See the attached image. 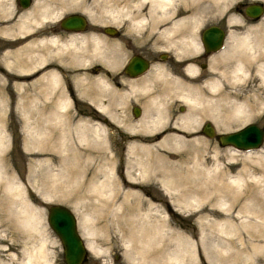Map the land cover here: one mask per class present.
Returning <instances> with one entry per match:
<instances>
[{
	"label": "bare ground",
	"instance_id": "6f19581e",
	"mask_svg": "<svg viewBox=\"0 0 264 264\" xmlns=\"http://www.w3.org/2000/svg\"><path fill=\"white\" fill-rule=\"evenodd\" d=\"M88 1H90V5L89 8H87L88 12L86 13H88L89 16L97 17L99 23H102V17L104 15H107L110 18L112 17L115 23H119L121 21L126 25L128 24L130 28L135 29V31L138 30V28H144V25H149V27L150 25L152 27L157 26L156 24L162 22L161 19H163V21H165L166 23V26L160 30H162V32L164 31V34L166 33L168 35L171 34V32L174 31V29L178 25L183 24L186 21L195 25L199 19L205 18L204 16L208 11H213L216 14L218 13V15L220 14L226 16L227 24H230L233 21H238V16L236 18L235 14L229 12L231 3L234 0ZM140 9L146 10L143 12ZM189 9L193 10L189 12ZM4 11L6 12L7 9H0V15L4 14ZM134 11L137 12L136 17H133L134 14H132ZM200 11L202 13H200ZM24 12L25 11H23V13L18 17L19 23L17 22L18 24L12 25V28L14 29L13 31H15L13 32V34L17 32H25V30L30 27L28 18L29 12L27 10L25 13ZM105 19L106 17L104 18V20ZM42 20L52 21L51 16L46 13L41 14V22H44ZM25 22H27V24L26 26H23L22 23L25 24ZM118 25H120V23ZM190 30L192 31L193 29ZM162 32L160 33V37ZM96 35L97 34L92 33L88 36L92 47H88V49H91L90 56H88L89 54H84L85 50L84 53L83 51H81L82 47L84 48V43H81L80 40L81 38L83 39L86 36L79 37V35L76 34L70 35L68 42H65L66 45L63 42H59L55 37H48L47 39L39 38L35 42L26 41L21 45L29 47L30 45H34L36 43L40 45L52 43L53 45L58 44V46L60 47L74 46V52L71 54L73 64L71 63L70 65L65 66H67L68 69H71L73 67L77 68L76 70L78 72L72 75L75 81L88 79L87 92H91L94 96H92L91 98H85V95L82 93L81 94L102 115V112H104L105 110V105H103L100 97H102V93L106 85L105 83L107 82H104L103 75H101L100 72L97 73L96 76H94L89 71V63L92 62L94 58H96L94 61H107L105 54L102 55V52L104 50L103 46L101 47L100 45L101 41H103L101 40L102 37L98 38V35ZM157 35L159 36V34ZM192 36L193 34H191V36L185 35V42H183L184 49L187 50V48L191 47L190 45H195V48L197 47L195 43L196 40L194 41L196 37ZM77 39H79V41H76ZM225 40L227 43L230 42L229 44H227L229 46L224 49H219L217 52H215V54H212L207 71L208 74L205 77L203 83L185 84V113L184 123H182L184 124V131L193 130L194 124L196 125V123L200 122V119L206 113L207 115L210 113L211 118L213 117L212 119H210L211 121L213 119L216 121V113L213 114L215 110H217L224 119L231 120V122L235 123L234 125L241 124L242 122L252 119L254 118L252 116L256 114L264 113V20L259 21L255 25L246 26L241 33H236L233 29H229L226 34ZM112 43L113 42H111V44ZM102 45H104V43ZM21 48H13L11 50H4L2 52L0 58L4 63V71L0 72V79L4 80L2 82H6L8 81L7 78H9L12 81L13 86L17 89L21 88V90H24L25 94V92L29 89L36 88L35 83H38L37 80L41 79L40 76H35L32 79L29 76L34 71H36L37 67L42 65L44 60H38L37 63H30V60L23 61L22 59L15 57L20 51L23 50L24 47ZM76 48L81 52H78ZM112 48L114 47H111V49ZM193 48L191 52L193 51ZM106 51L109 52L108 50ZM111 52L113 53L114 51ZM111 52L108 56H112L113 58H115L117 55L115 56V52L113 54ZM187 54H189V52ZM117 57H119V55ZM108 59L110 60L109 57ZM112 60H110L109 63L105 62L104 64H113ZM191 62L192 61H189V63L186 65L185 70L187 74L194 73V65ZM60 65L63 64L60 62ZM108 67H110V65H108ZM250 69L251 71H249ZM41 77L45 81L47 79H50L54 84L58 83V81L62 79L58 72L53 69L41 75ZM251 77H255L258 87L257 93L252 94V97L250 96V98H243V100L238 101V99L233 96L235 91L224 93L227 92L225 84H231L232 86H234L236 82H245L247 78L250 79ZM85 85L86 84L82 82L81 87H85ZM4 86L6 85H0L1 96H3ZM45 92L44 95H47V92ZM98 95L99 97H97ZM69 99V94L66 92H62V95L57 98V100L55 101L57 111L54 113L56 118L61 119L62 116L64 117L67 107L70 104ZM198 108L200 109V114L202 115L201 118L199 117L201 115H197L198 112L197 114L195 113V110H197ZM213 109H215L214 112L212 111ZM27 110V116H29L30 112L33 113V108H31V110ZM252 112L254 114H252ZM45 116L46 115L43 116L41 121V129H45L46 127V121L44 120ZM144 117L145 119L141 117L142 119L132 124L129 123L128 126L143 127L147 130L152 127L153 131V126H157V122L158 124H160V121L157 120L158 118L150 117L149 119H147L146 117L148 116ZM219 123L220 122L218 121V125H220ZM182 127H180V129ZM72 129L74 130L72 136L75 137V140L77 142H79L85 148L99 147L101 148L100 150L102 151V153L105 156H108L107 148H109L108 143L111 136L109 132L106 131L107 128L104 127L101 122H95L93 120H88L84 117H81L72 126ZM67 132L68 131H63V133L58 137L57 141H54L53 138L48 136L45 130L42 131V135H29L27 143L30 145V147H25V149L34 150L38 145L39 151H36V155L39 156L40 163L43 167V178H46L50 175L49 167L53 165V162H56V164L58 163L57 169L52 175V179H54L58 184V187H60V192L67 191L74 193V195L79 193L81 199L77 203L80 207L89 206L90 202H87V200H91L92 198H101L105 199L103 201L114 213L117 212V210L121 208L122 205L127 208L125 213L126 217L123 216L124 218L120 220V226L122 225L121 228L132 235L133 243H131V245H134L136 247V258L138 259L139 264H186V260L190 262V259L193 256V249L189 242L190 240H188L187 237H184V235L179 230H176L175 228L169 226L163 218L157 219L154 217V212L158 211V204H156L157 202L154 203L151 199H145L143 201V198L141 199L139 197L141 194L140 186L141 184H143V182L145 184L155 183L156 185H158L162 192L165 195H168V202L177 211H181L184 213V211L186 212L188 210L190 211V209H195V211H198L200 214L198 219L199 224H204L205 226H207L208 230L225 234L227 236L226 240L235 248L233 254L238 260V264H264V188L258 185V179L250 173L251 171L248 170V165L246 164V159L250 160L249 158H251L250 155L253 154L256 156L255 153H258L260 151L259 150L253 152L251 150H256L259 148L243 150L246 151V154H243V157H241L243 158L241 167L238 168L235 175L229 177L227 176V181L218 179L216 181H213L214 185L211 186L208 183L209 179L205 178L206 181L204 182L196 180H185V184H182V182L178 178V175H173V168H171L172 166L169 165L168 156L157 154L158 152L155 148L159 144L165 142H172L171 144L173 145L174 143L175 145V143H182L183 140L184 143H187L186 145H188V141L190 143V140H188L189 138L186 139V135H184L183 138L182 136L176 135L175 133L172 135L166 134L161 136L159 139L154 140L151 139L150 134H144V132L139 133V135L142 136L133 138V136L136 135V133H133L132 138L127 143V153L130 156L126 162L127 164L125 168L123 169L122 176H120L117 170L115 171L113 169V166L106 164L108 161L102 164L98 169L91 170L90 168H87L86 165L76 164L73 156L65 155V150L69 149L70 151H72L73 149V147L69 146V142L72 140L67 135ZM193 140L196 142L195 139ZM44 146L49 148L57 147L59 152L52 151L48 153H42L43 150L41 148ZM75 150L77 151V149ZM234 150L236 151V149ZM153 158H155V160L152 163L151 160ZM230 158L234 159L233 156H230ZM255 160L257 162H264V154H262L261 152V154H258L255 157ZM70 162H72L73 165L69 164ZM262 166H264V164H262ZM220 167H218L217 163L213 165V167L210 169L213 171L212 176H214L216 171H219ZM179 169L176 168L175 174L178 173ZM192 170L194 169L192 168ZM185 171L186 170H184V172ZM122 177L124 178V180ZM4 178L6 179L5 176ZM9 180L10 179H8L7 177L6 185L9 183ZM122 180L126 184H131L128 187L127 192L134 195L136 199L133 202L122 201L121 203L114 205L112 200L113 197L119 193V189L122 188ZM7 190L10 191L14 197L20 194H18L20 190L14 188L13 185L8 186ZM56 191H59L58 188L56 190L54 188L53 190H51L50 186L45 185L43 193L38 192L37 194L43 200L49 201L51 196H53V198L54 196L58 197V193L56 194ZM69 194L70 193H68L67 195ZM21 201L26 206H29V203L26 200L21 199ZM206 201L208 202L205 206ZM143 204L146 205L144 211L142 208ZM29 208L31 209V207ZM75 208V210L78 212L77 226L79 227L83 237H85L84 241L86 247L88 251L95 252L97 247L93 244V241L89 237H87L88 235H86V233H88L86 228L90 227H86V222L88 219L81 211L78 210L77 206H75ZM23 211L25 212L26 210ZM25 213H27L25 215V218L30 219V216L28 215L29 212L26 211ZM237 217L240 219L235 222L233 219ZM3 238L4 237L0 235V240H2ZM199 244L203 245L202 241H200ZM11 247H13V244L8 245L5 249H9ZM97 253L95 252V254ZM0 264H41V260L39 261V259H36L32 263H22L21 261H18L15 254L6 252L3 249L2 254L0 255Z\"/></svg>",
	"mask_w": 264,
	"mask_h": 264
},
{
	"label": "rangeland",
	"instance_id": "374dc122",
	"mask_svg": "<svg viewBox=\"0 0 264 264\" xmlns=\"http://www.w3.org/2000/svg\"><path fill=\"white\" fill-rule=\"evenodd\" d=\"M36 1V5H41L39 3V0ZM63 1H65L66 4H64ZM71 2H74V4ZM87 2L88 7L86 8L82 6L83 1L72 0H61L59 6L57 5L55 6V8H28L27 11L29 12L28 18L30 23V29L28 32L30 37L28 38L27 42H35L39 39L37 37L39 36L38 29L40 28V26L37 25L43 23L41 22V14L46 13L51 16V19H54L64 13L82 12L87 17L88 25L84 28L85 30L78 31L79 34H84L86 36L85 38H81L80 40L81 43H84V48L82 47L81 51H83L84 53L85 50L84 54H89L88 56L91 55V49H88V47H92L88 37L89 35L87 34L92 33L97 34L98 36H96L98 38H103H101V40L103 41H101L100 43L101 47L103 46V49H106V47L109 46V48L115 47L116 39L106 37L101 28L107 23L113 24L112 26L114 27H116L117 24L113 21L112 17L110 18L107 15L103 16L104 18L106 17L105 20L102 17V23L104 22L103 24L99 23L97 17L89 16L86 12H88L87 8H89L90 1L87 0ZM251 2H261L264 7L263 0H234L231 3L229 12L235 14L236 18L238 16V21H233L230 24H226V21L224 24V15H218V13L216 14L213 11H208L204 16V22H216L219 18L218 20H220L221 26H224L225 28L227 27L231 30L234 29V32L236 33H241L246 26L255 25L259 21L264 20V11L257 20H253L244 13V6ZM42 5H44V2L42 3ZM140 10L144 12L146 9ZM192 10L193 9H189L188 11L190 12ZM200 13L202 12L200 11ZM13 21H15V18L13 19ZM48 22L52 21L50 20ZM59 32L62 35L59 42H68L70 35L65 40L63 38L67 34V32ZM79 37L83 36L79 35ZM76 41H79V39H77ZM111 42H113L114 44H111ZM103 43L104 45H102ZM229 43L230 42L227 43L225 40L223 49L228 47L229 45L227 44ZM21 44L22 43H19L13 48L18 49L24 47L23 50L20 51L17 56H15L22 59L23 61L30 60V63H37L38 60L45 61L49 57L56 56L54 57L55 62L56 60L61 61V63L63 64L61 66L64 68L67 67L65 65H70L71 63L73 64L71 54L74 52V46L60 47L58 46V44L53 45L52 43H47L45 45H40L36 43L34 45H30L29 47H25V45L22 46ZM77 51L79 52L80 50L77 49ZM103 52L102 55L105 54ZM95 59L96 58H94L93 61L89 64L94 66L97 62L102 63L99 61H94ZM2 63L3 62L0 58V72L4 71V63ZM76 69L77 68L74 67L71 68V76L63 75V79H60L58 83L54 84L50 79H47L48 83L45 88L44 81L39 79L37 80L38 83H35L36 88L29 89L25 92V94L24 90H21V88H15L9 78H7L8 81L6 82H2L4 80L0 79V85H6L3 87V96H1L0 94V235L4 237L2 240H0V255L2 254V251L4 249L6 252L15 254L18 261H21L22 263H32L34 260L39 259V261L41 260V264H65L62 256L61 243L56 234L52 231V229L46 222L47 205L50 203H59L70 208L74 212L76 218L78 212L75 210V206H77L78 210L86 216V218L88 219L86 222V227L90 226L89 228H86L88 232L86 233V235H88L87 237H89L93 241V244L97 247V251L95 250V252H100L97 253V255L95 254V252L87 251L86 257L81 264H139L138 259L136 258V247L134 245H131V243H133L132 235L122 229V225L120 226V220L126 217L125 213L127 208L122 205V207L114 213L103 201L105 199L101 198H92L91 200H87V202H90V205L87 207H80L77 203L81 199V196H79L80 194L77 193L74 195V193L67 191H63V194L62 191L60 192V187H58V184L54 179H52V175L56 171L58 163L56 164V162H53V165L49 167L50 175L46 178H43V167L40 163L39 156L36 155V151H39L38 145L34 150L25 149V147H30V145L27 143L29 135H42V131L45 130L48 136L53 138L54 141H57L58 137L63 133V131H68L67 135L72 140L69 142V146L73 147V149L72 151H70L69 149H67L69 151L65 150V155L73 156L76 164L86 165L87 168H90L91 170L98 169L102 164L108 161L106 164L113 166V169L115 171L117 170L118 174L122 176L123 169L125 168L127 164L126 162L130 156L127 153V143L130 141L133 135H128L129 133H125L124 131H122V128L120 126H115L112 124V122L117 123L118 120L114 121L113 119H111L110 121L105 123L100 117L101 114L98 111L94 112L91 109L92 111L90 112V106L88 105L85 98H91L94 95L91 92H87L88 79H84L81 81L74 80L72 75L78 72ZM38 71L39 67H37L36 71H34L29 77L32 79L33 75H36ZM249 71H251V69ZM92 75L96 76L97 73H92ZM251 78H247L245 82H236L234 86H232L231 84H225L227 92L224 93L235 91L233 96H235L238 101L243 100V98L246 99L250 98V96L252 97V94L257 93L258 87L255 77H253L252 79ZM82 82L86 84L85 87H81ZM48 88H50L52 92ZM45 90L47 93L45 92ZM44 92L47 95H44ZM62 92H66L69 94L70 104L67 107L64 117L62 116L61 119H58L54 115V113L57 111L55 101L59 96L62 95ZM81 93L85 95V98ZM97 97H99V95ZM31 108H33V113L30 112L29 116H27V109L31 110ZM214 110L215 109H213L212 111L214 112ZM82 112H88V115L91 116L84 117L85 119L93 120L95 122H101L103 126L107 128L106 131L109 132L111 136L108 143L109 148H107L108 156H105L100 150L101 148L99 147L85 148L75 140V137L72 136V133L74 131L72 129V126L79 118L83 117ZM195 113L197 115H201L200 109L198 108L197 110H195ZM213 114L218 117H216L215 119L220 122V125H218L217 120H210L213 118H211L210 113L208 115L206 113L203 117H205L204 119L210 122L218 132L233 130L235 128H238L240 125H244V123L253 121L256 117V115H254L252 116L254 118L242 122L241 124L234 125L235 123L231 122V120L224 119L217 110H215ZM252 114L254 113L252 112ZM44 115H46L44 119L46 121V127L45 129H41L40 125ZM199 117L201 118L202 115ZM259 118L260 122H264V113H262L261 117ZM199 123L200 122L196 123V125L194 124L193 130L184 131L186 139L189 138L188 140H190V143L188 141V145H186L187 143H184V140L182 141L183 144L179 142L175 143V145L174 143L172 145V142H165L159 144L155 148L158 152L157 154L168 156L169 165H171V168H173V175H178V178L180 179L182 184H185V180H196L204 182L206 181V179H209L208 183L212 186L214 185L213 181H216L218 179L227 181V176L229 177L235 175L238 168L241 167L243 163V158L241 157H243V154H246V151H243L241 149H236L235 151L230 146H221L215 139L199 134ZM131 129H134L136 133L133 138L142 136L139 135V133H143L147 130L146 128L144 129L143 127L138 126H133ZM192 138L195 139L196 142ZM151 139H153L152 136ZM258 148L259 149L255 148L256 150L251 151L254 152L260 150L258 153H255L256 156L258 154H261V152L262 154H264V134L263 141ZM41 149L43 150L42 153H48L52 151L59 152L57 147L49 148L44 146ZM75 149H77V151ZM230 156H233L234 159H231ZM256 156L253 154L250 155L251 158H249L250 160L246 159V164L248 165V170L251 171L250 173L258 179V185L264 188V166H262L264 162H257L255 160ZM154 160L155 158H153L151 162L153 163ZM215 163L218 164V167H221L219 168V171H216L214 176H212L213 171L210 169ZM69 164L73 165L72 162H70ZM176 168H181L182 170L179 169L178 173L175 174ZM192 168L194 170H192ZM184 170L186 171L184 172ZM4 176L6 177V179L7 177L8 179H10L7 185ZM10 185H13L14 188L19 189L20 191L18 192V194H20L14 197L11 192L7 190V187ZM45 185L50 186L51 190H53V188L55 190L58 188L59 191H56V194L58 193V197L54 196L53 198V196H51L49 201L43 200L37 193H43ZM130 185L131 184H126L123 181L122 188L119 189V193L113 197L112 201L114 205H117L122 201H135L136 197L127 192ZM140 189L141 194L139 197L141 199L143 198V201L145 199H151L152 202H157L156 204H158V211L154 212V217L157 219L163 218L169 226L175 228L176 230H179L184 235V237H187L188 240H190L189 242L193 249V256L190 259V262L186 260V264L239 263L235 255L233 254L235 248L226 240L227 236L225 234L208 230L207 226L198 223L200 215L198 211L196 212L195 209H190V211L188 210L186 212L184 211V213L181 211H177L168 202V195H165L160 187L155 183L145 184L143 182V184H141L140 186ZM68 193L70 194L67 195ZM21 199L26 200L29 203V206H26L21 201ZM207 202L208 201H206L205 206L207 205ZM144 205L145 204H143V206ZM143 206L142 208L144 211L146 205L144 207ZM29 207H31V209ZM23 210L29 212L28 215L30 216V219L25 218V215L27 213H25L26 211L24 212ZM238 219L240 218L237 217L233 220L236 222ZM77 229L81 234L79 227ZM83 239L85 240V237H83ZM200 241H202L203 245L199 244ZM10 244H13V247L5 249Z\"/></svg>",
	"mask_w": 264,
	"mask_h": 264
},
{
	"label": "flooded vegetation",
	"instance_id": "af4514ba",
	"mask_svg": "<svg viewBox=\"0 0 264 264\" xmlns=\"http://www.w3.org/2000/svg\"><path fill=\"white\" fill-rule=\"evenodd\" d=\"M22 2H26L27 5L23 6ZM36 2V0H0V9L6 8L8 11V13L7 11H4L5 13L0 15V55L4 50H11L14 46H17V44H23L28 40V32H19L21 35L18 32L13 34L14 29L12 28V25L18 24V17L23 13V11L26 12L28 8L35 7L38 8L48 6L47 8H55V6H59L61 0H39L41 5H36ZM43 2L44 5H42ZM63 3L66 4L65 1H63ZM71 3L74 4V2ZM87 4V1H83L82 6L88 7ZM70 13L72 12L61 14L60 16H57V18H54L52 22L41 23L40 28L38 29L39 37L44 39H47L48 37H55L59 41L62 37L59 31L67 32V36L65 35L66 37L64 36L63 39H66L69 35L76 33L74 31H68L61 23L62 18ZM132 14H134L133 17L137 16V12L135 11ZM223 17V22L225 24L226 16ZM14 18L16 22L13 21ZM250 18L257 20L259 17ZM218 19V22L206 23L204 22V19L201 18L195 25L186 21L185 23L178 25L174 31L171 32V34H168L169 36L166 33L164 34V31L162 32V30H160L166 26L163 19H161L162 22L156 24L157 26L152 27L150 25L149 27V25H144V28H138L136 31L133 28L131 29L128 24L126 25L125 23H122L120 20V25H118L119 23H116V27L112 26L113 24L111 23H107L102 26L101 29L106 37L114 39L117 38L118 40H116L114 48L111 49L106 47V49H104L107 60L105 62L109 63L110 60L113 59V64L106 65L104 64L105 62H97L94 66L90 65L89 67L91 74L100 72L101 75H103L104 82H107L105 83V89L103 90L101 97L102 103L105 105V110L100 116L103 119V122L107 123L111 119L114 120L115 118V120H118L119 123L115 124L112 122V124L122 127V131L129 133L128 135H132L135 131L134 129H131L132 127L128 126L129 123L132 124L142 119L141 117L145 119L144 116H148L146 117L147 119L154 117L158 118L157 120L160 121V124L157 122L156 125L158 127L153 126V131L152 127L149 129V132L148 130L144 131L145 133L150 134V137L152 136L153 139H159L163 135H172L174 133L183 137L184 124L182 123H184L185 113V84H202L208 74L207 71L211 56L219 50L207 49L202 41V35L207 28L217 27L218 29H221L223 33L221 43H225V34L228 28L221 26L220 20ZM22 25H26V22L25 24L22 23ZM87 25L88 20L86 17V24L84 25V28ZM106 26L109 27L104 28ZM190 29L193 30L191 31ZM159 30L162 32L161 37V32ZM190 33L196 37L194 41L196 40L195 43L197 47L195 48V45H190L191 47L186 50L183 47V42H185V35L191 36ZM157 34H159V36ZM79 35L85 37L84 34ZM192 48L193 51L191 52ZM111 51H114L115 56L119 55V57L116 56L117 58H113L112 56H108ZM188 52L189 54H187ZM189 61H192L191 63L194 65L195 70L193 74H187L185 70ZM108 65H110V67H108ZM51 69L56 70L62 79L63 75L71 76L70 69L60 66L59 60H56L55 62L54 56L47 58V60L39 66V71L35 76L39 75L41 80L45 81L41 75L47 73ZM87 103L90 106V112L92 110L96 112L94 107L89 102ZM83 114H85L83 117H88L87 115L89 113L83 112ZM180 115H182L183 118ZM259 117H261V114H256L255 119L251 122L264 128V122H260ZM200 120L201 123H199L198 132L201 135H206V129H204L206 119L201 118ZM180 127L182 128L180 129ZM213 129L214 132H216L214 127ZM211 138L216 140L214 136Z\"/></svg>",
	"mask_w": 264,
	"mask_h": 264
},
{
	"label": "water",
	"instance_id": "95a60500",
	"mask_svg": "<svg viewBox=\"0 0 264 264\" xmlns=\"http://www.w3.org/2000/svg\"><path fill=\"white\" fill-rule=\"evenodd\" d=\"M25 6L26 2H22ZM263 11L260 2L249 3L244 8V13L257 17ZM67 29H81L84 25V18L80 14H70L61 21ZM222 31L217 27L207 28L203 35L202 41L207 49H216L220 46ZM206 135L212 136V127L209 123H204ZM263 129L253 123H247L242 127L228 132L216 134V139L220 145H229L237 149H252L258 147L262 142ZM46 221L49 227L54 231L60 240L62 255L65 264H80L86 252V246L76 228V219L72 211L57 203H51L47 206Z\"/></svg>",
	"mask_w": 264,
	"mask_h": 264
}]
</instances>
